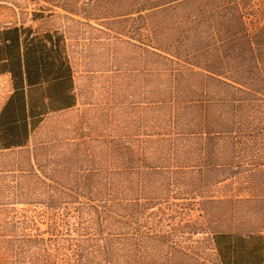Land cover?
<instances>
[{"label": "trees", "instance_id": "1", "mask_svg": "<svg viewBox=\"0 0 264 264\" xmlns=\"http://www.w3.org/2000/svg\"><path fill=\"white\" fill-rule=\"evenodd\" d=\"M177 4L190 13L178 14L167 33L148 21V162L143 149L119 141L107 150L124 171L85 175L71 193L49 191L50 211L58 197L83 191L88 200L74 208L71 264H203L185 235L202 234L205 222L185 221V211L206 212L197 197L235 174L233 164L216 161L264 143V0H172L151 10L177 11ZM1 13L0 76H9L12 90L0 109V149L18 150L48 115L79 100L64 33L6 24ZM260 15V24L251 21ZM209 240L218 264H264L262 233L218 230ZM46 242L25 238V254Z\"/></svg>", "mask_w": 264, "mask_h": 264}, {"label": "rangeland", "instance_id": "2", "mask_svg": "<svg viewBox=\"0 0 264 264\" xmlns=\"http://www.w3.org/2000/svg\"><path fill=\"white\" fill-rule=\"evenodd\" d=\"M169 2L0 0L4 23L64 33L79 100L70 110L48 115L26 147L0 149V264H71L70 242L79 237L73 229L80 220L74 208L88 200L83 191L77 199L58 197L50 211L49 191L69 193L85 175L97 180L124 171L125 164L107 150L119 141L131 152L143 149L148 162V45H152L148 21L153 19L167 33L178 14L190 13L182 4L176 5L177 11L170 10L172 6L162 12L151 10ZM156 12L160 14L152 17ZM251 19L263 22L261 15ZM165 38L162 35L157 44ZM11 90L9 76H0V109ZM237 148V154L216 161L235 166L232 178L197 197V202L205 201L210 215L200 206L185 211V221L205 222L202 234L185 235V244L197 247L203 264H218L209 240L215 231L264 234V143ZM213 199L217 202H208ZM25 238L47 242L36 245L43 250L25 254Z\"/></svg>", "mask_w": 264, "mask_h": 264}]
</instances>
